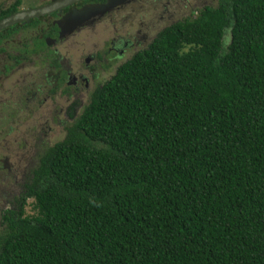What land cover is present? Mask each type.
Masks as SVG:
<instances>
[{
    "label": "trees",
    "instance_id": "16d2710c",
    "mask_svg": "<svg viewBox=\"0 0 264 264\" xmlns=\"http://www.w3.org/2000/svg\"><path fill=\"white\" fill-rule=\"evenodd\" d=\"M64 129L0 214V264H264V0L148 36Z\"/></svg>",
    "mask_w": 264,
    "mask_h": 264
},
{
    "label": "flooded vegetation",
    "instance_id": "af4514ba",
    "mask_svg": "<svg viewBox=\"0 0 264 264\" xmlns=\"http://www.w3.org/2000/svg\"><path fill=\"white\" fill-rule=\"evenodd\" d=\"M30 1L19 6L17 11L57 0ZM138 1L79 0L58 11L15 24L11 26L14 28L11 34H6V29L0 31V91L5 93L7 84L17 89L9 93L14 97L11 105L7 101L11 95L1 93L0 97V120H6L3 130L0 129V137L7 138L4 144L9 142L11 130L8 128L19 129L16 124L20 117L32 122L39 120L40 111L59 104L58 98L70 100L75 107L63 109L60 103L59 115L71 121L77 119L89 104L94 90L112 76L116 66L147 47L148 11L143 12ZM107 2L110 6L103 9ZM108 22L112 28L106 31L105 23ZM132 24L135 31L127 29ZM100 32L106 34L101 45L96 41ZM40 41L44 47H40ZM47 52L54 53L57 67L49 65ZM14 105L16 109L12 108ZM8 160L7 157L0 163L11 172L15 164H9Z\"/></svg>",
    "mask_w": 264,
    "mask_h": 264
},
{
    "label": "rangeland",
    "instance_id": "374dc122",
    "mask_svg": "<svg viewBox=\"0 0 264 264\" xmlns=\"http://www.w3.org/2000/svg\"><path fill=\"white\" fill-rule=\"evenodd\" d=\"M11 1L12 0H0V3L4 2L5 5V3H10ZM137 3L143 12L148 11V21L146 23L148 24V36L152 37L155 32L168 26L170 22H178L190 18L191 10L195 11L205 6L214 7L216 5V0H140ZM108 23H105L106 31L108 27L112 28L111 24ZM119 29L123 28L119 27ZM127 29L129 31H135L134 24L128 26ZM227 34L228 32L226 31L225 36H227ZM98 35L99 38H96V41L101 45L106 34L100 32ZM227 42L228 38L226 37V43ZM31 59L33 60L35 58L32 57ZM32 65L35 66L34 64ZM15 90L17 89L7 84L4 86L5 93L0 91V97L2 94L4 96L11 95L9 93H13ZM9 98L10 99H7V101L11 105L14 102V97L11 95ZM57 102L59 104L52 105L48 110L42 109L40 111L42 115L40 114L41 118L39 120L32 122L29 118L20 117L16 124L19 128L17 131L8 128L9 131L11 130V134L7 144H4V140L7 138L4 139L0 137V161L8 157V163L15 164L13 170L9 172L5 168H2L3 164L2 162L0 163V214L3 210L8 208L7 206L12 196L18 192L20 179L22 176H25L28 168L32 167L31 163H34L35 155L41 149H46L62 141L66 134L64 125L72 124L73 121L66 119L63 115H59V110L61 108L60 103H62L63 109H74L75 107L71 105L70 100L65 101L63 98H58ZM12 108L16 109L15 105ZM77 112L76 110V116ZM5 124L6 120H0V129L3 130ZM32 203L33 201L31 199L26 201L24 206L25 215L31 216L36 213Z\"/></svg>",
    "mask_w": 264,
    "mask_h": 264
},
{
    "label": "water",
    "instance_id": "95a60500",
    "mask_svg": "<svg viewBox=\"0 0 264 264\" xmlns=\"http://www.w3.org/2000/svg\"><path fill=\"white\" fill-rule=\"evenodd\" d=\"M79 0H57L54 2H51L47 5L44 6H40L37 8H33V9H28V10H22V11H17L5 18H2L0 20V31L11 27L15 24L21 23V22H26L29 21L30 19L33 18H38L41 17L43 15L49 14L50 12H54V11H58L60 8L70 5L74 2H77ZM110 6V3L107 2L105 8L103 9H107ZM101 8V10H103ZM95 11V10H94ZM91 12V11H89Z\"/></svg>",
    "mask_w": 264,
    "mask_h": 264
}]
</instances>
